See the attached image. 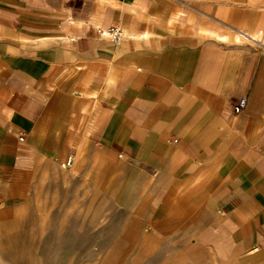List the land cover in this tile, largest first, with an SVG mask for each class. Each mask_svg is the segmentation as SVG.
I'll list each match as a JSON object with an SVG mask.
<instances>
[{"label":"crops","instance_id":"1","mask_svg":"<svg viewBox=\"0 0 264 264\" xmlns=\"http://www.w3.org/2000/svg\"><path fill=\"white\" fill-rule=\"evenodd\" d=\"M262 39L264 0H0V210L117 162L159 226L264 264Z\"/></svg>","mask_w":264,"mask_h":264},{"label":"rangeland","instance_id":"2","mask_svg":"<svg viewBox=\"0 0 264 264\" xmlns=\"http://www.w3.org/2000/svg\"><path fill=\"white\" fill-rule=\"evenodd\" d=\"M121 167L77 172L60 164L29 180L0 210V264H250L219 261L159 226L145 181Z\"/></svg>","mask_w":264,"mask_h":264},{"label":"built area","instance_id":"3","mask_svg":"<svg viewBox=\"0 0 264 264\" xmlns=\"http://www.w3.org/2000/svg\"><path fill=\"white\" fill-rule=\"evenodd\" d=\"M109 37L112 39L113 42L119 43L122 40V29L119 27H113L108 31ZM247 104V100L245 98H241L238 100V102L235 105V110L236 111H241L245 108ZM72 165V159L69 158L68 161L63 164V167L67 168Z\"/></svg>","mask_w":264,"mask_h":264},{"label":"bare ground","instance_id":"4","mask_svg":"<svg viewBox=\"0 0 264 264\" xmlns=\"http://www.w3.org/2000/svg\"><path fill=\"white\" fill-rule=\"evenodd\" d=\"M62 165V164H61Z\"/></svg>","mask_w":264,"mask_h":264}]
</instances>
